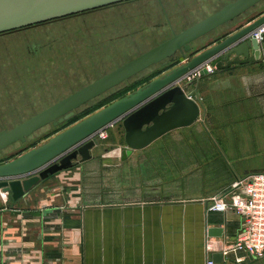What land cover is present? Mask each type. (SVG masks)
<instances>
[{
    "label": "crops",
    "instance_id": "obj_1",
    "mask_svg": "<svg viewBox=\"0 0 264 264\" xmlns=\"http://www.w3.org/2000/svg\"><path fill=\"white\" fill-rule=\"evenodd\" d=\"M263 57L264 48L259 60L217 69L193 84L182 83L201 103L200 119L132 151L151 152L155 167L160 162L166 168L168 159L174 160L177 181L187 178L184 182L193 191L197 188L195 194L89 203L78 194V183L69 181L78 177L69 174L92 162L93 147L91 159L41 181L18 200L0 193V264H208L210 259L216 264H264V259L251 255H244L241 263L224 259L221 250L235 241L242 218L233 210L209 209L213 197L239 178L264 171ZM201 137L208 143L202 145ZM173 141L176 144L168 143ZM170 153L174 156L169 158ZM218 158L222 174L212 172ZM152 165L151 174L156 173Z\"/></svg>",
    "mask_w": 264,
    "mask_h": 264
},
{
    "label": "rangeland",
    "instance_id": "obj_2",
    "mask_svg": "<svg viewBox=\"0 0 264 264\" xmlns=\"http://www.w3.org/2000/svg\"><path fill=\"white\" fill-rule=\"evenodd\" d=\"M232 1H127L0 35V131L18 125ZM263 11L264 1L257 8L198 39L185 56L179 53L173 61L190 58V54L214 46ZM164 67L156 64L146 69L80 107L72 118L63 123L46 125L29 136L26 142L19 141L0 150V163L45 143L112 101L128 95L141 86L142 80ZM113 130L116 133L111 134ZM107 131V138L98 139L92 162L81 169L75 168L76 173L69 174V177H78L69 181L78 183L75 185L79 188L78 194L87 202L171 198L197 192V188L193 191L192 185L184 182L187 178L177 181V170L172 167L176 163L174 160L168 159L166 168L161 167L160 162L155 167L150 161L151 152H131L128 155L125 150L129 146L121 119L109 126ZM204 138L200 139L202 145L207 141ZM168 143L176 144V141ZM207 155L201 153V156ZM173 156L169 154V158ZM155 158L161 157L158 155ZM213 161L212 172L215 169L216 174H222L220 158ZM150 163L156 173H150ZM60 184L58 181L55 185ZM9 198L8 194L5 199Z\"/></svg>",
    "mask_w": 264,
    "mask_h": 264
},
{
    "label": "water",
    "instance_id": "obj_3",
    "mask_svg": "<svg viewBox=\"0 0 264 264\" xmlns=\"http://www.w3.org/2000/svg\"><path fill=\"white\" fill-rule=\"evenodd\" d=\"M123 1L128 0H0V34L113 6ZM262 1L264 0L229 2L213 14L174 33L162 43L18 125L1 130L0 150L19 141L26 142L29 136L46 125L63 123L83 105L146 69L173 61L179 53L185 56L195 41L234 21ZM262 24L264 14L169 72L57 133L45 143L0 163V192L11 193L12 198L18 200L41 181L59 174L77 162L91 159V149L99 144L98 139L92 136L113 121L122 120L125 140L129 146L125 152L129 155L164 133L199 120L201 103L187 94L176 81L215 55L219 56L212 63L218 69L259 60L264 40L260 43L251 33ZM203 74H207L206 70Z\"/></svg>",
    "mask_w": 264,
    "mask_h": 264
},
{
    "label": "built area",
    "instance_id": "obj_4",
    "mask_svg": "<svg viewBox=\"0 0 264 264\" xmlns=\"http://www.w3.org/2000/svg\"><path fill=\"white\" fill-rule=\"evenodd\" d=\"M251 34L261 43L264 40V24ZM218 56L215 55L189 70L176 81V84L196 83L204 75V70L207 74L214 73L218 68L212 62ZM115 122L117 120L98 130L92 137L107 138V129ZM0 193L7 198V192ZM209 209L215 211L233 210L242 218L235 241L226 243L221 250L224 259H233L238 263L245 260L244 255L264 259V171L252 172L239 178L228 191L213 197ZM206 247L208 250H212L209 242ZM208 264H216V262L210 259Z\"/></svg>",
    "mask_w": 264,
    "mask_h": 264
},
{
    "label": "trees",
    "instance_id": "obj_5",
    "mask_svg": "<svg viewBox=\"0 0 264 264\" xmlns=\"http://www.w3.org/2000/svg\"><path fill=\"white\" fill-rule=\"evenodd\" d=\"M78 15V14H77ZM81 15V14H80ZM73 16H75V15H73ZM73 16H69V17H66V18H71V17H73ZM66 18H62V19H66ZM58 20H61V19H58ZM50 22H53V21H50ZM45 23H49V22H44V23H40V24H37V25H41V24H45ZM37 25H34V26H37ZM34 26H30V27H26V28H22V29H20V30H25V29H28V28H31V27H34ZM20 30H15V31H11V32H16V31H20ZM11 32H7V33H3V34H0V35H5V34H8V33H11ZM194 54L195 53H193V54H190L189 55V57L190 58H192V56H194ZM184 58V57H183ZM168 62H170V61H168ZM167 62V63H168ZM181 62V59H179V60H175V61H171L170 63H168L167 65H166V63H164V64H159V65H161V66H165L164 68H162V69H160V70H158L157 72H155V73H153V75L152 76H150V77H148V79H146V80H142L141 82V86H138L136 89H134L133 91H135V90H137L138 88H141L142 86H144V85H146L147 83H149L151 80H153L155 77H157L158 75H160V74H162L164 71H166V70H169V69H171V68H173L175 65H177L178 63H180ZM155 66V65H154ZM150 68H153V66L152 67H150ZM136 76H138V75H136ZM135 76V77H136ZM134 78V77H133ZM112 90V89H111ZM132 91V92H133ZM123 97V96H122ZM98 98V97H97ZM119 99V98H118ZM93 100H95V99H93ZM91 102V101H90ZM113 102V101H112ZM89 103V102H88ZM87 103V104H88ZM87 104H85V105H87ZM85 105H83V106H85ZM73 117V116H72ZM71 117V118H72ZM70 119V118H69ZM21 154V153H20ZM15 158V157H14ZM7 161V160H6Z\"/></svg>",
    "mask_w": 264,
    "mask_h": 264
},
{
    "label": "flooded vegetation",
    "instance_id": "obj_6",
    "mask_svg": "<svg viewBox=\"0 0 264 264\" xmlns=\"http://www.w3.org/2000/svg\"><path fill=\"white\" fill-rule=\"evenodd\" d=\"M129 1H134V0H128V2H129ZM123 2H127V1H123Z\"/></svg>",
    "mask_w": 264,
    "mask_h": 264
}]
</instances>
